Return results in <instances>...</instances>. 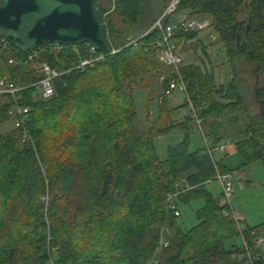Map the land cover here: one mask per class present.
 I'll use <instances>...</instances> for the list:
<instances>
[{
	"label": "trees",
	"instance_id": "1",
	"mask_svg": "<svg viewBox=\"0 0 264 264\" xmlns=\"http://www.w3.org/2000/svg\"><path fill=\"white\" fill-rule=\"evenodd\" d=\"M102 1L106 8L97 0L93 8L108 50L117 52L80 70L74 67L84 56L81 45L75 46L77 54L70 48L52 52L47 44L21 54L4 44L0 33V78L21 88L24 128L35 151L20 142L19 129L0 133V264H48L49 259L56 264H146L164 220L168 245L156 264H244L241 244L233 243L240 239L235 222L222 215L221 194L214 196L205 181L214 183L215 167L233 173L260 163L264 171V110L246 113L238 77L239 61L264 74V0H178L176 9L210 18L230 59L232 78L223 85L193 62L182 63L179 73L212 144L223 139L215 126L221 125L220 117L237 110L247 116L242 129L227 132L236 136L230 138L239 161L235 166L213 162L205 148L187 150L190 117L178 124L171 119L149 120L144 128L136 124L130 89L160 72L169 78L170 69L160 66L148 47L154 34L142 36L168 0ZM195 36L178 32L172 41L177 46ZM9 58L14 62L9 64ZM41 62L61 73L47 99L32 86L42 78L33 69ZM165 88L162 82V93ZM162 93L158 109L170 112ZM257 99L264 104V87ZM11 105L9 96L0 95V124L11 120ZM176 128L183 130V139L159 160L153 139ZM177 183L190 186L173 199L178 213L181 205L201 202L193 212L196 223L185 230L177 225L180 213L165 219V196ZM45 192L46 204L40 201ZM263 225L244 223L249 243L250 233L259 235ZM254 252L255 264H264V247Z\"/></svg>",
	"mask_w": 264,
	"mask_h": 264
},
{
	"label": "built area",
	"instance_id": "2",
	"mask_svg": "<svg viewBox=\"0 0 264 264\" xmlns=\"http://www.w3.org/2000/svg\"><path fill=\"white\" fill-rule=\"evenodd\" d=\"M178 5V0H168V2L163 7L161 13L154 19L148 30L142 35H146L147 33L154 34V40L148 43V47L154 51V56L156 61L163 68L170 69L169 78L166 79L164 75L159 77L160 82H165L166 88L164 90V94L166 96L170 95L173 91L178 90L182 93L184 98V103L188 108L189 117L191 118L196 132L200 135L202 139V143L204 148L213 160L212 157V143L205 137L204 125L202 120L197 115L198 108L194 107L192 102L189 99V96L186 92V87L183 80L180 77L179 69L182 65V60L180 54L177 50V46L173 43V37L178 33H189V32H199L207 27H210L205 21L195 20L193 17L189 16L184 12H176ZM113 9V5L105 11L101 17H103L110 13ZM4 42V41H3ZM134 41H131L133 43ZM4 44H6L4 42ZM78 46V45H77ZM80 51L83 53V57L79 58L78 64L74 67V69H83L84 67L90 65L93 62L101 61L105 56L112 55L117 50H108L106 55L99 53L96 48L92 44H82ZM65 48H70L76 54L78 50L75 46H61L58 44H47V49L52 52H60ZM37 50V49H36ZM36 52H33L27 55V59L31 60L33 56H35ZM14 59L9 58L8 63H13ZM33 69L42 73V78H40L36 83L32 86L35 87L36 93L42 98L47 99L51 97L53 93V81L61 74L56 70L50 68L44 62L33 65ZM21 88L14 87L11 83L7 82L5 78H0V95H7L10 97L12 105L8 110V115L11 117L12 127L19 129L20 134V142L23 143L26 147L30 148L33 153L34 146L33 143L24 128V123L26 121V108L22 107L19 103ZM215 149L222 150L223 147L216 146ZM35 158L37 160L36 154ZM215 167V166H214ZM219 187L221 199L220 205L226 207L225 210L222 211V215L224 217H231L235 222L236 228L240 234V244L241 251L243 252V260L244 264H255L257 260L258 254L254 252V249L257 247H264V238L256 235V233L251 232L250 238L252 242L249 243L247 238L243 234L244 232V220L241 215L232 209L231 205V197L234 189V182L232 173H224L219 171L215 167V175L213 181ZM211 181H205V184H210ZM190 186L186 184H175L173 191L168 193L165 196L164 200V212L165 219L172 215V217L178 216V210L176 209L175 204L173 203V199L181 194L182 192L188 190ZM46 198L41 201L46 204ZM168 235L169 229L164 222L158 226L157 228V241L154 249V253L152 258L147 261L146 264H156L157 263V255L161 252L162 249L166 248L168 245ZM48 264H56L51 259L48 260Z\"/></svg>",
	"mask_w": 264,
	"mask_h": 264
},
{
	"label": "rangeland",
	"instance_id": "3",
	"mask_svg": "<svg viewBox=\"0 0 264 264\" xmlns=\"http://www.w3.org/2000/svg\"><path fill=\"white\" fill-rule=\"evenodd\" d=\"M102 7L106 8L104 2ZM193 18L198 21H205L208 23V25L211 24L210 18L206 16H194ZM196 42H199V44H196ZM191 43L195 44L198 47L196 48L193 54L195 58L193 57L190 51L192 47L184 46L183 51L177 48L182 63L192 61L194 62V64L199 65L201 70L206 71L208 73H212L216 85H219L221 83H227L230 80V72L232 71L231 64L229 57L226 55L225 47L220 41L217 33L214 32L211 27H207L203 31L198 32L196 37L190 41V44ZM201 45L205 47V50L206 48L208 49L206 56L202 52H200ZM239 68L241 70L243 69V71H240L238 73V77L241 82L240 91L242 96L244 97L247 106L246 113L250 115L258 114L264 109V104H261L257 99V90L264 87V74H261L256 71V65L247 64L243 61H239L238 69ZM159 75L162 76L164 74L160 72ZM159 75L156 74L153 77L148 76L145 78V83H143V85L137 84L136 86H133L132 89H130V92L133 96L132 108L135 113L136 124L140 128L146 127L148 125L149 120L151 122H154V117L151 114L148 117L149 119H144L145 110L147 111L148 109V106H146L145 102L148 100L151 101L153 99H156V104H158V102L160 101V99H158L161 96V88L159 90V85H162V82L159 81ZM175 95L180 96L179 93H176ZM182 99L184 102L183 96ZM167 105L171 107L170 103ZM184 108L185 109L183 111H187V114L189 115V111L186 105L184 106ZM161 110L163 111V108H161ZM226 115L228 117L235 116L238 119V122H234V124L228 123V125L226 124L224 126L223 132L226 134L227 132H231V130L236 131L242 129L247 123L245 113L241 110L234 111L232 115L229 113ZM11 129V120H7L0 124V133L8 132ZM223 132H221L222 135H225ZM187 133L188 135L186 137V141L188 151L204 148L202 139L200 135L196 132L195 126L192 121L188 122L187 124ZM183 135V131L178 130L176 128L170 130L164 135L158 136L153 139L156 157L159 160H163L166 156V148L179 143L183 139ZM233 138L236 139V136H234ZM225 143L227 142L225 141ZM212 155L215 161H218V153L212 150ZM226 157L228 159L226 163L230 165L232 163V160L231 158H229V156ZM240 171L241 170H236L232 173L234 182L233 194L230 200L232 209L238 213L240 212L242 215L246 214V216L251 218V222H248L249 224L255 226H258V224L262 225L264 223V171L262 169V166L259 163H254L253 166L245 170V174ZM245 180H248L249 183L246 184ZM207 189H210L214 196L217 197L219 195V189L217 184L212 183L211 185L207 186ZM45 198L48 200L47 192H45V194L40 198V201ZM200 205V201H192L188 205H181L178 207L180 218L177 219V225L180 229H188L196 223L193 212ZM260 227H262L261 233L264 234V225ZM233 243L239 245L240 239H235Z\"/></svg>",
	"mask_w": 264,
	"mask_h": 264
},
{
	"label": "water",
	"instance_id": "4",
	"mask_svg": "<svg viewBox=\"0 0 264 264\" xmlns=\"http://www.w3.org/2000/svg\"><path fill=\"white\" fill-rule=\"evenodd\" d=\"M93 1L0 0L1 37L21 54L44 44L77 46L88 43L106 55L108 47Z\"/></svg>",
	"mask_w": 264,
	"mask_h": 264
},
{
	"label": "crops",
	"instance_id": "5",
	"mask_svg": "<svg viewBox=\"0 0 264 264\" xmlns=\"http://www.w3.org/2000/svg\"><path fill=\"white\" fill-rule=\"evenodd\" d=\"M102 0H98V3L99 4H102ZM204 30V29H203ZM203 30H201V31H203ZM201 31H199V32H201ZM194 33H196V35H197V33L198 32H194ZM196 37V36H195ZM195 37H193V38H195ZM193 38H190V39H185V40H183V41H180V43H178L177 44V48L178 49H180L181 51H183L184 50V46L185 47H187V46H190V47H192L191 48V54L193 55L194 54V52H195V50H196V48H198L195 44H193V43H191L190 44V41L191 40H193ZM190 44V45H189ZM193 44V45H192ZM196 44H199V42H196ZM201 47H204L203 45H201L200 46V52H201ZM207 51H208V49L206 48V50H205V47H204V52H203V54L206 56L207 55ZM193 57H194V55H193ZM195 58V57H194ZM189 62H192V61H189ZM242 62V61H241ZM186 63H188V61L186 62ZM194 63V62H193ZM218 66H220V65H218ZM241 68V67H240ZM239 68V72L240 71H243V69L241 70ZM232 70V69H231ZM232 71L230 72V80H231V78H232ZM229 80V81H230ZM228 81V82H229ZM227 82V83H228ZM223 84H225V83H221V84H219V85H223ZM161 86V84L159 85V90H160V87ZM147 87V86H146ZM145 88V87H144ZM240 88H241V86H240ZM177 91V92H176ZM176 91H173L170 95H168V96H166L165 94H164V91H163V93H162V91H161V93L164 95V98H165V106L168 108V109H172V111H170V112H167L166 111V108H163V111L161 110V109H158V105L161 103V99H162V96H160L158 99H160V101L158 102V104H156L157 102H156V99L153 101V100H151V101H146L145 103H146V106H148V109H147V111L145 110V116H144V119H149L148 117L150 116V114L154 117L153 118V121L155 122V123H157L158 121L159 122H161L162 120L164 121V119H165V121H167V120H169V119H171V121H173L174 123H176V124H178V123H183L188 117H189V115L187 114L188 112L187 111H183L185 108H184V102H183V99H182V96L183 95H181L182 93L180 92V91H178V90H176ZM257 92H258V90H257ZM176 93H179V95L180 96H177V95H175ZM154 103H153V102ZM183 102V103H182ZM259 102L262 104L263 102L262 101H260L259 100ZM171 104V107L170 106H168L167 104ZM151 104V105H150ZM150 105V106H149ZM183 111V112H182ZM147 112V113H146ZM182 112V113H181ZM231 115H232V113H231ZM245 118H246V120H247V116L245 115ZM234 122L236 123V122H238V119H237V117H235V116H231V117H228L227 115H224L223 117H220L219 118V121H218V123H220L221 125L223 124L224 126L227 124L228 125V123H233L234 124ZM158 124V123H157ZM221 125H217V123H216V130H217V133L221 136V137H223V139H221L219 142H217L216 144H212L213 145V149L212 150H214L215 152H217L218 153V161H215V159L213 158V160L215 161V162H220V161H222L223 160V162H227V157L226 156H229V158H231V160H232V163H234V164H232L231 163V165L232 166H235V165H238L239 164V161L237 162V157H236V149H235V147H234V145L231 143V141H230V138H233L234 136H232V134H226V133H224L225 135H221L222 133H221V129H222V126ZM178 129V128H177ZM178 130H181V129H178ZM183 131V130H182ZM238 130H236V131H233V130H231V132L234 134V133H236ZM230 132V133H231ZM183 134H184V132H183ZM161 136V135H160ZM183 137V136H182ZM234 139V138H233ZM225 141L227 142V143H225ZM224 143V144H223ZM216 146H221V147H223V149L222 150H218V149H215L214 147H216ZM212 157H213V155H212ZM260 164V163H259ZM227 165H229L228 163H227ZM251 166H253V164L252 165H250V166H248V167H242V168H240V169H234L233 170V172L234 171H236V170H241L240 172H243V174H245V170H247L249 167H251ZM263 169V168H262ZM245 176V175H244ZM246 177V176H245ZM245 183L247 184V183H249V181L248 180H245ZM212 183H210V184H207L206 186H208V185H211ZM218 189H219V187H218ZM219 193H220V190H219ZM239 214L241 215V217L243 218V220H244V223L245 224H247L248 226H251V227H253V226H255V225H251V224H249L248 222H251V218H249L248 216H246V214L245 215H242L240 212H239ZM259 225V224H258ZM261 231H262V229L260 228L259 229V235L258 236H260V237H262V238H264V234L263 233H261Z\"/></svg>",
	"mask_w": 264,
	"mask_h": 264
},
{
	"label": "flooded vegetation",
	"instance_id": "6",
	"mask_svg": "<svg viewBox=\"0 0 264 264\" xmlns=\"http://www.w3.org/2000/svg\"><path fill=\"white\" fill-rule=\"evenodd\" d=\"M264 110V109H263Z\"/></svg>",
	"mask_w": 264,
	"mask_h": 264
}]
</instances>
